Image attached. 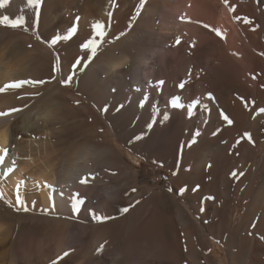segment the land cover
Wrapping results in <instances>:
<instances>
[{
    "label": "bare ground",
    "instance_id": "bare-ground-1",
    "mask_svg": "<svg viewBox=\"0 0 264 264\" xmlns=\"http://www.w3.org/2000/svg\"><path fill=\"white\" fill-rule=\"evenodd\" d=\"M92 1L95 4L99 2L98 0H43L42 7L45 12L48 8L51 10L57 7L67 20L73 22L74 27L83 26L84 29L85 25L92 24L93 14L97 12L98 7L94 8ZM120 2L121 6L117 4L119 8L114 11V15H117L115 21L104 20L107 21L106 24L104 23L106 29L109 26L114 28L113 32H110V38L119 36L121 32L124 33L114 47L118 51L109 50L104 58L90 65L82 74L77 70L71 83H75L79 78L90 90L96 92L99 99H106L113 107L122 104L123 108L118 113L120 115L131 113L135 120V124H132L134 130L138 127H146V124L152 120L154 123L150 130L157 131L162 115L167 112L169 119L163 122L172 124L173 128L185 133V161L192 168L191 172L177 175L178 177L172 180L174 185L178 180L193 182L201 178L200 175L205 176L200 173L202 165L216 159V154L223 151L222 144L226 139L229 145L230 140L234 145L237 141L245 139V134L242 135L245 131L250 135L253 134L256 140L253 139L254 141L249 144L244 143L243 146L251 148L256 153L261 139H264V113L256 112L258 108L264 107V55H262L264 0H227V3L225 0H146L140 15L136 14L139 0ZM8 3L12 7L11 10L16 11H20V4L29 5L27 0H8ZM109 6L111 7V4ZM109 6L102 3L101 7L104 8L99 10L100 16L103 13L105 18L108 17L107 13L113 9L108 8ZM51 15L48 14L49 17ZM245 18L252 23H246ZM41 19L40 15L39 24ZM49 19L53 20L51 17ZM49 23L47 24L52 25L51 22ZM204 25L209 27L206 28ZM47 27L50 28L48 25ZM212 29H218L221 34L217 35ZM18 30L19 28L10 33L0 32V86L22 79L43 80L44 77L42 69L44 61L41 56H44L48 50L44 51L45 48L41 44L44 40L42 31L38 30L41 36L38 40L34 38L30 25L27 26L26 31ZM177 37L180 39L179 44L175 43ZM160 43L167 45L161 47L163 52L152 63L150 54ZM147 64L155 65L150 72L146 68ZM66 66L60 69V73L58 70V74L55 75L60 74V77L63 75L62 78H66L69 74ZM145 73L150 76L149 81L145 79ZM253 76H256V79H253ZM158 80L165 82L160 91L154 87ZM181 82L185 83L183 89L177 87ZM58 83L51 82L47 93L35 105H28L30 98L26 102L22 99V103L28 105L27 108L20 103L22 107L18 108L23 109L22 111L0 117V150L5 148L8 150L4 155V162L0 163V193H3L0 208L5 202L9 205L10 211H13L14 207L24 211L16 205V196L19 194L24 200L27 211L31 212L23 215L31 219V222L26 224L44 230L39 235L32 229L14 231L0 222V264H51L53 260H57V257H62L57 264H216L211 256L212 243L209 233L225 240L230 248V257L237 256L232 264H248L250 261L251 264H264V244L261 243L264 237L249 239L247 238L249 236H246L247 243L244 242L245 245L240 247L243 238L230 230L223 235L221 227L223 228L224 225L221 226L220 223L213 224L211 226L213 231L209 230V233L203 230L202 222L205 218L209 217V221L217 218L219 205L208 203L209 205L207 204L208 206L202 211L203 215L194 217L195 212L193 213L192 206L187 202L186 193V196L184 193L180 195L183 202L179 203L172 192L156 193L143 187L138 188L132 170L112 158L113 150L109 145L111 129H107L108 135L105 130L107 126L103 123L98 124L101 130L93 132L91 137L88 136L90 138L85 137L80 141L72 142L78 132L82 133L81 127L89 125L86 119L94 117L95 114L89 115L92 112L88 113V106L82 99L79 87L74 91L67 85L62 86ZM24 88L25 93L21 96L26 95L28 90L32 92L31 86ZM15 90L0 93L1 112L15 108L17 103ZM208 93H211L214 99H207ZM94 95L93 93L91 99H94ZM173 96L181 98L183 108L169 106L168 101ZM241 97L248 102L247 107ZM142 99L145 100L144 107H139ZM195 99H199L201 103L190 115L187 106ZM252 101H255V104ZM64 102L69 104V106L65 105L69 110L63 106ZM202 105H207L208 110L205 111ZM221 111L233 121L231 125L222 119ZM83 112L89 115L86 114L85 119L81 118ZM66 113L73 122L65 131L58 133V129L54 130V126L60 118L68 117ZM162 128V132L169 129L168 125ZM176 129L174 130L177 131ZM197 129L200 135L196 138V143L188 147V141ZM217 130H219L218 134L214 136L212 133ZM240 136L244 137L239 139ZM240 144L241 142L236 143L235 146L238 147ZM231 147L230 145L228 150H231ZM61 148L66 149L59 151ZM228 154L230 155L229 152ZM221 155L219 154L220 157ZM13 161H15L14 165ZM257 166L252 178L256 182L253 195L255 199L260 198L264 201V159L261 161L259 159ZM12 167L15 170L8 172V168ZM89 173H93L95 179L87 184H80V178ZM119 177H123L118 184L123 190V199H127V193L132 189L136 191L131 203L127 204L125 201V204L121 203L123 206L120 208H110L109 202L118 197V189H120L116 188L118 185L110 184V179ZM221 181L224 180L221 178ZM35 182H40L41 186L36 187ZM44 182L52 185V190L44 188ZM18 184L20 187L17 192ZM179 184L181 185V181ZM75 193L85 198V203L78 213L73 214L70 197ZM221 193V196L228 195L226 191ZM141 197L145 199L140 201ZM224 199L227 200V197ZM131 204L135 206L122 215L120 210L130 207ZM92 212L113 218L108 222H105L106 220L98 222L93 218ZM1 216L0 214V220ZM86 221H90V224ZM191 225L198 231H191ZM258 231L264 232L262 229ZM119 242L121 245H118ZM101 245L104 246L103 250L97 253L96 250ZM234 247H237L238 253L235 252ZM65 252H68L67 256H63Z\"/></svg>",
    "mask_w": 264,
    "mask_h": 264
},
{
    "label": "rangeland",
    "instance_id": "rangeland-1",
    "mask_svg": "<svg viewBox=\"0 0 264 264\" xmlns=\"http://www.w3.org/2000/svg\"><path fill=\"white\" fill-rule=\"evenodd\" d=\"M98 1L100 3L97 2V4H95V2L92 1L93 7L94 8H97V7L99 8V9L97 8L98 10L96 9V11H97L96 14L95 15L93 14L94 18L91 17V19L93 18L94 20L92 21L90 19L92 22L89 20L92 24L94 22H96V21H100V22L106 24L107 21L114 20V19L117 18V15L116 14L114 15V11L119 8L118 5L121 6V4H120L121 0L120 1L119 0L115 1L114 0L115 1L114 3L116 5H115V7H113L111 5V7L113 9L109 6L110 3L108 4V2L110 0L109 1L107 0L108 2H105L106 0H101V1L98 0ZM102 3L105 6H109L108 8H111L113 10V11L112 10L109 11V12L113 13L111 18H109V17L105 18V16H103V13L100 16V14H101L100 11H101L102 8H104V7H101ZM9 5L10 4L7 3L3 8H0V18H2L3 15H8L10 17V19H16V18H18L20 16H24L25 20L27 21V26L30 25V28L32 30V34L34 35L35 39H37L36 38V32L38 30L42 31L41 33L44 36V40H48V39H51V36H53V35H55L57 33H61V32H62L61 34H63L68 29L74 27L73 22L71 20H67V17H64L63 14L60 13V11H59V9L57 7H56L57 9L56 8H51V10H50V8H48L49 10L47 9L46 12H45V10L42 7L41 10L43 9V12L41 11V18L42 19H41V22L39 24L40 26L38 27V29H33L32 26H31V24L33 23V20H34V13H35V12H33L34 11L33 7L30 6V5H27V4H24V6H22L20 4V11H16L15 9L11 10L12 7L9 6ZM55 10H56V12L57 11L58 12L56 13ZM1 11H2V14H1ZM98 11H99V13H98ZM48 14L49 15L52 14L50 17L54 21L49 19L50 17L48 16ZM44 15L45 16L47 15V16L44 17ZM47 18H48V20H47ZM106 19H107V21H104ZM49 22H51L52 25H49L50 24ZM47 23H49V24H47ZM56 23H57V25H56ZM46 24L48 26H50V28L47 27ZM67 24H68V26H67ZM91 25H85L84 29H83V26H76V28L78 30L77 31L78 34L76 33V35H74L69 41H60L59 43H57L53 47H49L44 42L41 43L43 48H45L44 51L48 50L44 54V56L43 55L41 56L43 58V61H44L43 64H42V66H44V67H42L43 72H44L43 80H46V81L50 80L52 75L54 74L53 71H52V66H53V64L56 61V58H54L55 56L58 55L60 57V63H61L62 67H65L67 65L66 68L69 70L68 71L69 73L72 71L71 65H72V62L74 63L77 55L78 56H83L85 59L87 58V52L86 51L85 52L81 51L80 44L83 43L86 40V37L88 38L91 35L92 30L89 31L91 29ZM27 26H26V28H27ZM52 26H53V28H52ZM66 26L68 28H66ZM12 30H14V29H12V28H10L8 26L0 24V32H9L10 33ZM21 30L26 31L25 27H20L18 31H21ZM85 30H87V31L85 32ZM106 30L108 32V36L105 38V43L103 44L102 47H100L98 49L97 55L93 58V61L90 63V65H92L96 61L104 58L106 56V53L109 50H113L115 52L118 51V49H114V47L118 44L120 39L118 41V39H116L117 36H115L114 38H110L109 37L111 35V33L113 32L114 28L112 26L111 27L109 26ZM45 34L48 35V36H46ZM45 38H47V39H45ZM157 38H159V35H157ZM108 41H111V42L109 43ZM62 44H64V45H62ZM166 45L167 44L160 43L157 46V48L154 49L153 53L150 54V56L152 55L151 56L152 59L150 60L152 63H154V61H155L154 59L157 58L161 54V52H163V49L161 47L162 46H166ZM75 46H77V47H75ZM146 66H147L146 68H148V70L150 72L151 69H153V67L155 65L154 64H147ZM62 67L59 68V72L57 71L58 73L61 72L60 69H62ZM57 72H55V74ZM82 73L83 72H81V74ZM145 75H144L145 79L147 81H149L150 80V76L148 74H146V73H145ZM55 77H56V79L54 81H52V82L54 83V82L57 81V83H58L62 79L63 75H61V77H60V74H59V75H55ZM80 83H82V84L80 85ZM49 84H51V82L50 83H45L41 87H39V86H37L35 88L31 87L32 92L28 90V93H26L27 97H26V95L21 96L22 94L25 93L24 92V90H25L24 87L21 88L20 90L16 89L15 90L16 91L15 98L17 100L16 99L15 100L17 101V103L15 104V108L22 107V106H20V103L22 105H24V103H22V99L25 100L24 102H26L30 98L31 100L29 101V104H28V102H27V104L29 106L31 104H32V106L35 105L37 103V101L42 96H44L47 93V91H48L47 88H49ZM67 86L70 87V89L74 90V91H76V87H79L80 88V93H81V95L83 97L82 99H84V101L86 102V104L88 106V111L89 112L88 111L87 112L88 113L92 112V113L89 114L90 116L95 114L94 115L95 118L92 116V117H88L86 119V120L89 121V125L81 127L80 131L82 133L78 132V135L77 136L75 135L76 137L74 138V140H72V142L73 141H80L83 138L88 137L91 134H93V132L100 131L101 129H100V127H98V124H102L103 123L107 127L109 126L108 128L107 127L105 128L106 131L109 128L111 129V131H110L111 132V136H109V139H110L109 145L112 147V150H113V152H112L113 156L111 155L112 158L114 159L115 162L122 163V164H124L125 166H127L128 168H130L132 170V174L134 175V176L133 175L132 176L134 177L136 186L138 188L142 189V187H143V189L153 190L156 193L157 192H161V191L169 192L168 189L172 188L173 191H171V192L173 194H175L174 196L177 197V201L180 203V202H183V198L178 194V191H179V189L181 187H184L186 185V183L188 182L187 183L188 184L187 185V189L188 190L185 191L184 194L185 193L187 194V196L185 194V196L188 199L187 202H189V204L192 206L193 213L195 212V214L193 215L194 217H199L200 214H201V216L203 215V212L201 211V208H203V206H204L203 209H205V207H207L209 204H212V203L216 204L217 206L219 205L218 208L220 210H219L217 218L216 219H212V221H209V217H208V218H205L206 220L204 219V221L202 222V224H204V229H203L204 231L209 233V230L213 231L211 229V226L213 224L220 223L221 226L224 225L223 228L221 227V232H222L223 235H225V233L227 234L229 232V230H230L232 232L234 231L233 233H236L238 236L243 238V241H242V244L240 245V247L245 245V243H247V240H248L247 238L250 239V238H257L258 237L257 239H260V237H264L263 236L264 232L263 231H258L260 229L264 230V224H263V220H264V215H263L264 214V201L263 200L261 201L260 198H258V199L256 198L257 200L255 199V195H253L254 194L253 191H255V189H256L255 188L256 187V182L252 179L253 178L254 169L256 167H258L257 164L259 162V159H260V161L264 159L263 158L264 157L263 156L264 155V139L263 138L260 141V145L258 146V151L256 153L253 150H251V148H247V146H245V147L243 146L244 143L245 144L251 143V142H249L247 140L246 137H245V139H241V138H243L245 136L244 134L246 133V131L243 132V134H242L244 136H242V137L240 136L239 137V139H241V140H239V142H241V144L238 145L239 148L236 147V146L234 147L236 149L235 151H234L233 146L236 145L237 142L234 145H232L233 141H231L229 139L230 142H231L230 145L232 147H231V150H228V149H230V148H228V147H230L228 139H226V141L228 143L226 145H225L226 141L224 139L222 141V143L225 141L224 144L221 143L222 145H224L223 146L224 148L222 149L223 151L218 153V155L216 154V156H217L216 159H215L216 161L213 160V161H211V163H209L210 162L209 161V162H206L205 164L202 165V167H201L202 169H201L200 173L202 172L201 174H204L205 176L200 175L201 178L195 179L193 182L192 181H185V180H183L184 181L183 182L182 180H178V182H176L177 184L174 185V183L172 182V180L174 178H177L178 176H181L182 174H185V172L186 173L191 172V169H192V168H190V164H188V162L185 161L186 160V158H185L186 153L184 152V149H185L184 148L185 133H183L184 131H180V130L178 131L175 127L173 128L172 124H169V123L167 124L165 122H160L159 126H158L159 128H157V131H155V132L151 131V130L149 131V129H147L146 127H143V128L142 127H138V128H136L134 130V129H132V124L133 125L135 124V120H134V117H132L131 113L126 112V113H123L122 115H120V113H118L119 111L115 110V109H117L116 107H118L117 105L115 107H113L111 104L107 103L106 99H103V98L99 99V97L97 96L96 92L90 90L89 87L87 85H85L83 80L81 81V79L79 80V78H78V81L76 80L75 83L74 82L70 83ZM81 89H82V91H81ZM89 90H90V92H89ZM34 92H39L40 95H38V96L31 95ZM93 93L95 94L94 95V99H91V97L93 96ZM91 101H92V103H91ZM106 104L109 105V106L107 105L109 107L108 111L109 110H111V111L113 110L114 113L109 111L108 115H106L107 113L102 111L103 107H105ZM65 105L69 106V104H65V102H64L63 106H65ZM73 105H76V103H73ZM68 106H65L66 109L69 108ZM89 107H90V110H89ZM63 109H64V107H63ZM64 111H65V109H64ZM87 112H83V114L85 113V116H83V114H82V116H81L82 119H85L84 117H87V115H88ZM115 112H117V113H115ZM113 114H115V115H113ZM117 114H118V117H116ZM66 116H68V113H66ZM112 116L116 117V118H113ZM94 119H96L95 120L96 122H94ZM133 120H134V122H133ZM90 121L92 122L91 124H90ZM122 121H125V122L123 123ZM72 122H73V119H70V116H68L66 118L65 117L60 118L58 120V122L56 123L57 125L55 124V126H54L55 129L54 130L57 131V129H58V133L63 132L69 127V125H71ZM119 122L121 124H119ZM94 123H95V125H93ZM127 124H128V126H127ZM59 125L60 126L62 125V126L60 127ZM167 125H168L169 129L162 132V130H163L162 127L163 126H167ZM92 126H95V127H92ZM124 126H126V127H124ZM174 129H176L177 131H175ZM148 131H149V134H148ZM108 132L109 131H107V134L109 135ZM137 133H139V134H137ZM136 135L137 136L138 135H142V136H144V139H142V141L141 140H135L133 142V137H135ZM252 135H251L252 140L253 139L256 140L255 136L254 135L252 136ZM131 136H132V138H131ZM90 137H88V138H90ZM130 141H132V142H130ZM137 141H139V142H137ZM71 144H73V143H71ZM134 145H136V146L134 147ZM155 145H156V147H155ZM181 146H183L182 154H181V151H180L181 150ZM240 146H241L242 150H241ZM65 149L66 148H64V149L61 148L59 151H63ZM230 151H232V152H230ZM228 152L230 153V155L228 154ZM224 153H226V155ZM219 154L220 155L222 154L221 157L223 159L219 156ZM234 155H235V157H234ZM261 156H262V158H261ZM177 157H179V158L177 159ZM179 159H181V160H179ZM238 159H239V163H238ZM154 161H155V163H154ZM178 162H179L178 173H180V175L177 174L178 176L175 175V177H174L172 175V172L173 171H177V163ZM225 162H227V163H225ZM234 162H236V163H234ZM209 164L211 165V167H207ZM246 167H247V169H246ZM251 167H252V169H251ZM230 168H232V169H230ZM185 169H190V171H186ZM224 169H225V171H224ZM206 170H207V173H206ZM232 171L235 172V173H238V175L235 176L236 178L231 175L233 173ZM222 172H225V173H222ZM241 172L244 173L242 176L239 175V173H241ZM251 175H252V177H251ZM219 176H221V178L224 180L223 182L221 181V178ZM165 177H166V179H165ZM122 179H123V177L110 179V184H112V185L115 184V186H116V185L121 183ZM181 179H183V178H181ZM180 181H181V185L182 186L180 184L178 185V183H180ZM220 181H221V184H220ZM252 181H253V183H252ZM189 182H190V184L192 186L189 184ZM242 183H244V184H242ZM251 184H252V186H251ZM209 185H211V186H209ZM196 186H199L198 189H197ZM116 188L117 189L120 188V189H118L119 190L118 191V197H116L114 199V201L112 200L111 202H109L110 208H112V207L120 208L121 206H123L121 203L125 204V201H126V203L129 204V203H131L133 201V194L135 192H133L132 190L129 191L127 193V199H123L122 198V194H123L122 188L119 185ZM217 189H218V191H217ZM198 191H200V192L198 193ZM222 191H226L227 192V194H228V195H226L227 200L224 199V198H226L224 195H223L224 197L221 196L222 195V193H221ZM196 192H197L198 195L196 194ZM200 194H201V196H200ZM208 196H213V197H215V199L214 200H208V199H206ZM192 198H194L195 200L192 199ZM144 199L145 198L141 197L140 201L144 200ZM196 201H198V203ZM212 201H214V202H212ZM3 203L5 205L2 204V207L0 208V214L2 215L1 216L2 218H1L0 222H3L5 227H10L14 231H17V229H18V231H30V229H32V230L36 231V233L38 235L42 231H44V230H42L43 228H39V227L33 228L32 227L33 225L26 224L27 222H31V219L30 218H25L23 215H26V214H29V213L31 214V212H29V211H20V210L16 209L15 207L13 208L14 209L13 211H10L8 209L9 205H7L5 202H3ZM241 203H243V204H241ZM258 203H259V205H258ZM134 206H135V204H131L130 208H133ZM255 209H256V211H255ZM38 214H41V213H38ZM61 216L63 217V215H61ZM207 219H208V221H207ZM255 219H257V220H255ZM110 220L111 219H108L105 222H108ZM218 220H220V221L217 222ZM20 221H22V222H20ZM86 222L88 224H90V221H86ZM211 222H214V223H211ZM228 223L231 225L230 227H229ZM261 223H262V227H260ZM258 224H260V225H258ZM18 225H21V227L18 226ZM258 227H260V228H258ZM126 229L125 230L128 231V227H126ZM249 230H251V231L249 232ZM191 231H198V230H196L195 227L193 225H191ZM256 231H258V233H256ZM247 232H249V233H247ZM257 234H259V235H257ZM260 235H262V236H260ZM213 236L214 235L209 233L210 242L212 243L211 256L215 260V263L216 264H232V261H234L235 260L234 258H236L237 256H235L233 258H232V256L230 257V248H228V244L225 242V240H222L219 237H216V236L213 237ZM246 236H249V237L246 238ZM260 241H262V238H261ZM120 243L121 242H119L118 245H121ZM261 243L264 244V241H262ZM116 248H117V246H116ZM234 248H235L236 251L234 250ZM234 248H232V251L233 252L235 251L236 253H238L239 251L237 250V247H234ZM112 250L114 251L113 248H112ZM250 262H248V264H251Z\"/></svg>",
    "mask_w": 264,
    "mask_h": 264
},
{
    "label": "snow or ice",
    "instance_id": "snow-or-ice-1",
    "mask_svg": "<svg viewBox=\"0 0 264 264\" xmlns=\"http://www.w3.org/2000/svg\"><path fill=\"white\" fill-rule=\"evenodd\" d=\"M145 2L146 0H139V4L137 6V12L136 14L137 15H140V10L143 9V7L145 6ZM8 3V0H0V8H3L6 4ZM27 3L32 6L35 10V18L33 20V23H32V28L33 29H38V26H39V20H40V15H41V8H42V4H43V0H27ZM225 3H227V0H225ZM110 4L115 7V3H114V0H110ZM230 11H234V9H230ZM108 17L111 18L112 17V12H108L107 13ZM238 19V17H235ZM245 22L246 23H252L251 20L245 18ZM0 24L2 25H5V26H8L12 29H17V28H20V27H25V30H27L26 28V20H25V17L24 16H20L16 19H10V17L8 15H3L2 18H0ZM204 27H209V25H204ZM257 27H259V25H257ZM91 29H92V32H91V35L86 38V40L80 44V49L81 51H86L87 52V59H85L83 56H77L74 63H72L71 65V68H72V71L67 75L66 78H62L59 82L62 86L64 85H68L72 82L73 80V77L75 76L76 74V71H80V72H84L90 65V63L93 61V58L97 55V52H98V49L100 47L103 46V44L105 43V38L108 36V32L106 30V27H105V24L100 22V21H96L94 22L92 25H91ZM213 31L216 32L217 35H220V31L218 29H212ZM255 30V29H253ZM77 33V28L76 27H72L70 29H68L65 33L61 34V33H57L55 35H53L51 37V39H48V40H43L42 42L46 43L49 47H53L55 46L57 43H59L60 41H68L70 40L74 35H76ZM124 33L121 32L119 34V36L116 37V39H119L121 36H123ZM36 38L38 40L41 39V36L39 34V32L37 31L36 32ZM109 43L111 41H108ZM176 44H179L180 43V39L179 37L176 38V41H175ZM29 47H31V45H29ZM262 55H264V53H262ZM62 67L61 66V63H60V57L57 55L56 56V61L55 63L53 64L52 66V71H53V75L51 77L50 80H33V79H22V80H18V81H12V82H9V83H6L4 84L3 86H0V93H4V92H7L8 90H15V89H20V88H23L25 86H31L33 88L37 87L38 85H44L45 83H50L52 81H54L56 79L55 77V72H57L59 70V68ZM253 79H256V76H253L252 77ZM164 81L163 80H158L156 81L154 87L156 88L157 91H160L162 86L164 85ZM177 87H179L180 89H183L185 87V83L184 82H181L177 85ZM31 95H34V96H38L40 95L39 92H35V93H32ZM207 99L211 100V99H214V97L212 96L211 93H208L207 94ZM241 100L244 101L245 103V106L247 107V101L244 100L243 97L240 98ZM77 103H79L77 101ZM200 100L199 99H195L193 100L188 106H187V109H188V112L189 114L191 115L192 114V110L194 108H196L197 105H200ZM253 104H255V101H252ZM144 104H145V100L142 99L139 103V107H144ZM168 104L170 107L172 108H183L184 105L181 103V98L179 96H173L169 101H168ZM25 108L28 107V105H24ZM202 107L204 108L205 111H207V105H202ZM121 108H123V105H119L117 107V111H119ZM23 109L21 108H11V109H8L7 111H3V112H0V117H6V116H9L10 114L12 113H15V112H19V111H22ZM102 111L104 112H107L108 111V106L105 105V107L102 109ZM257 114H260V113H264V107H260L256 110ZM221 117L223 120L227 121V123L229 125H231L233 123V121L229 118L228 115H226L223 111H221ZM169 119V115L167 112H165L163 115H162V119L160 122H163V121H166ZM153 123L154 121L150 120L147 124H146V127L150 130L152 127H153ZM206 123V122H205ZM218 131L217 132H213L212 134L215 136L218 134ZM200 135V131L199 129H197L196 131H194L192 133V138L188 141V147H191L193 144L196 143V138ZM245 137L248 139L249 142H252V138H251V135L249 133H245ZM143 139V136L142 135H138V136H135L133 137V141L135 140H141ZM131 142V141H130ZM237 143H239V141H237ZM235 147V145L233 146ZM7 148L5 149H2L0 150V163H3L4 162V155L7 154ZM181 154L183 152V146H181ZM13 165L15 164V161L12 162ZM155 163V161H154ZM162 166V165H161ZM207 167H211V165L209 164ZM178 169H179V162L177 163V171H173L172 172V175L175 176L178 174ZM15 169L14 167L12 168H8V172H13ZM186 171H190V169H185ZM244 173H239L240 176H242ZM232 175L235 177L237 175V173L233 172ZM92 179H95V175L93 173H89L87 174L86 176H83L80 178V181L79 183L84 185V184H87L90 182V180ZM166 179V177H165ZM21 183H23V181H21ZM35 185L36 187H40V182H35ZM20 185L18 184L17 185V192H18V189H19ZM43 187L48 189V190H52V185L48 184L47 182H44L43 183ZM197 189L199 186H196ZM187 186L185 185L184 187H181L178 191V194L179 195H183V193L185 191H187ZM195 190V189H194ZM132 191H136L135 189H132ZM169 192L173 191L172 188H169L168 189ZM3 198V193H0V199ZM49 199L51 200V197H49ZM206 199L208 200H214L215 197L213 196H208ZM70 201H71V207H72V211H73V214H76L79 212L80 208L82 205H84L85 203V198L81 197L79 193H75L73 196L70 197ZM136 203H139V201H136ZM16 205L19 206V208L23 209L24 211H27V207H25L24 205V200L22 197H20L19 194H17L16 196ZM54 206V205H53ZM130 210V207H124L120 210L121 214H126L128 213ZM201 211H204L203 208H201ZM91 212V210H90ZM93 215V218L98 221V222H103L105 220H108V219H112V217H107V216H99V215H96L94 212L91 213ZM103 245H101L99 248H97V253H100L102 250H103ZM68 255V252H65L63 253V256H67ZM62 259V257H57V260H53L51 262V264H57V261Z\"/></svg>",
    "mask_w": 264,
    "mask_h": 264
}]
</instances>
